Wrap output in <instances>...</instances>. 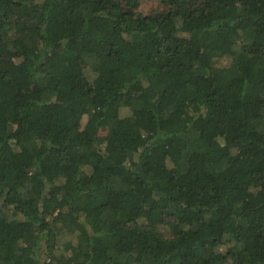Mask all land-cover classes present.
<instances>
[{
  "label": "trees",
  "instance_id": "trees-1",
  "mask_svg": "<svg viewBox=\"0 0 264 264\" xmlns=\"http://www.w3.org/2000/svg\"><path fill=\"white\" fill-rule=\"evenodd\" d=\"M0 0V264H264V0Z\"/></svg>",
  "mask_w": 264,
  "mask_h": 264
},
{
  "label": "rangeland",
  "instance_id": "rangeland-1",
  "mask_svg": "<svg viewBox=\"0 0 264 264\" xmlns=\"http://www.w3.org/2000/svg\"><path fill=\"white\" fill-rule=\"evenodd\" d=\"M153 1L154 0H142V4L140 6V9L143 11V12H147L150 10V8L152 7L153 5Z\"/></svg>",
  "mask_w": 264,
  "mask_h": 264
}]
</instances>
